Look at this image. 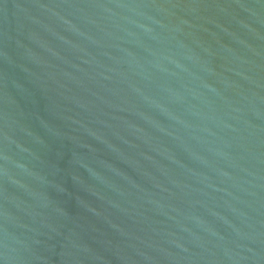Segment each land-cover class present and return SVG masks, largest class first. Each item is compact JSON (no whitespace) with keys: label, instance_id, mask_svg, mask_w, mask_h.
Instances as JSON below:
<instances>
[{"label":"water","instance_id":"95a60500","mask_svg":"<svg viewBox=\"0 0 264 264\" xmlns=\"http://www.w3.org/2000/svg\"><path fill=\"white\" fill-rule=\"evenodd\" d=\"M0 264H264V0H0Z\"/></svg>","mask_w":264,"mask_h":264}]
</instances>
